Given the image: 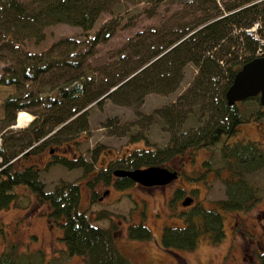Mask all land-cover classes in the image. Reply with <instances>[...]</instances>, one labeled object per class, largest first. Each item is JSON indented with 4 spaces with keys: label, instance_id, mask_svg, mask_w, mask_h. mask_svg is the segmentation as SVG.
Wrapping results in <instances>:
<instances>
[{
    "label": "trees",
    "instance_id": "16d2710c",
    "mask_svg": "<svg viewBox=\"0 0 264 264\" xmlns=\"http://www.w3.org/2000/svg\"><path fill=\"white\" fill-rule=\"evenodd\" d=\"M184 2L189 3L184 13L189 22L175 19L176 27L139 31L119 51L116 61H120V65L97 68L89 56L94 54L93 48L99 42L114 33L121 18L117 9L123 12L121 0H0V48L3 49L0 55L10 54L11 58L0 74V83L17 86L16 109L39 108L30 128L23 129V133L16 137L1 134L0 208L19 199L21 191L17 186L26 187L38 203L48 204L47 220L61 225L66 254L78 255L86 264H132V259L117 245L112 222L96 224L87 215L81 206V187L77 180H61L51 190H46L40 177L41 168L36 163L20 166L16 161L35 153L42 144L34 143L44 136V140L61 142L86 130L88 109L101 103L106 92L105 98L115 103L140 105L148 92H173L180 85L187 64L197 70L175 101L148 114V123H158L168 132L167 141L162 145L145 143L135 147L121 158L123 163L119 167L134 169L158 164L178 170L185 157L193 161L200 149L218 146L224 167L229 170V176L223 177L225 197L217 200L218 207L184 205L185 224L164 225L159 241L161 247L193 250L202 237L219 244L225 237L224 212L246 210L260 197L259 186L250 184L245 174L264 169V147L250 139L229 142L228 137L238 124L247 119L240 105L242 100L229 104L225 93L243 63L264 55V0ZM103 12L112 13L116 21L111 19L91 33ZM56 22L81 27L85 37H64L41 54L18 55L21 38L41 40L44 28ZM254 25L256 29L250 30ZM78 46L83 50L75 49ZM27 84L32 86L28 88ZM246 99L259 104L258 111L251 113L249 120L254 116L258 118L264 110L259 96ZM108 120L113 123L112 119ZM137 134H131L130 140L146 141L143 134ZM55 161L68 168L91 169L83 157H58ZM206 166L209 168L208 164ZM115 169L112 174L110 170L96 171L93 179L103 180L117 189L137 184L128 176H113ZM200 174L192 178L202 177ZM196 189L194 186L192 192ZM184 193L185 188L176 187L168 205L172 208L178 198L182 204L185 196H191ZM94 200L95 195L90 202ZM100 218L110 219L109 213L103 211V215L96 216ZM126 230L129 238L150 240L153 237L142 220L128 223ZM23 251L18 242L10 241L0 253V264H31L29 259L24 260ZM261 256L260 264H264V254Z\"/></svg>",
    "mask_w": 264,
    "mask_h": 264
},
{
    "label": "rangeland",
    "instance_id": "374dc122",
    "mask_svg": "<svg viewBox=\"0 0 264 264\" xmlns=\"http://www.w3.org/2000/svg\"><path fill=\"white\" fill-rule=\"evenodd\" d=\"M184 1L186 0H121L123 12L117 9L121 16L119 23L108 39L93 48L95 50L94 54L89 56L90 62L97 68L110 64L117 67L121 64L116 61L119 51L136 37L137 32L153 27H176V20L189 22L188 16L184 14L189 3ZM111 19L116 21L112 13H101L90 32L95 33ZM255 29L256 25L250 28ZM64 37L82 38L85 35L77 25L56 22L44 28L41 40L36 41L34 37L21 38L16 51L20 57L27 53L41 54ZM81 48L75 47L78 51ZM9 56L10 54L0 55V74L4 66L10 63ZM184 71L180 85L173 92H148L140 105L115 103L105 98L108 93L106 92L101 103L93 104L88 109L86 130L68 136L67 140L61 142L44 140V136L34 143L42 144L35 153L21 156L16 162L20 166L36 163L41 168L40 177L45 182L46 190H51L61 180H77L81 187V206L86 209L87 215L92 217L93 223L109 225L112 222L116 243L131 257L132 264H260L262 256L259 253L264 252V169L245 174L250 184L260 188V197L256 203L246 210H238V213L225 211L224 239L219 244H213L207 237H202L193 250H167L161 247L159 241L164 225L185 224L181 198L176 200L172 208L167 201L174 189L181 186L185 188V195L193 196V204L218 207L217 200L225 197L223 177L229 176V170L224 167L218 146L200 149L193 161L185 157L182 167H177L179 176L163 186L145 188L141 184H135L131 188L117 189L111 184H105L103 180L93 179L99 170L104 173V170H110L112 174L113 169L122 166L121 158L135 147L145 143L162 145L167 141L168 132L158 123H148V114L175 101L189 86L197 70L189 63ZM27 85L28 88L32 86ZM18 92L14 84L0 83V143L4 135L16 137L23 133V129L30 128L35 111L39 109H16L15 97ZM240 105L247 120L238 124L236 131L228 137L229 142L250 139L257 140L264 147V110L258 116L260 121L256 116L249 120L251 113L258 111V102L245 99ZM20 110L26 111L31 117L26 125H17ZM108 119H112L113 123H109ZM133 133L143 134L146 141H131ZM58 157H83L89 162L91 169L85 171L82 166L68 168L55 161ZM207 159L209 163L205 164ZM207 164L210 169L206 168ZM198 171L202 177L192 178V175L199 174ZM194 186L197 189L192 192ZM17 190L21 191L19 199L6 208H0V253L10 241H15L24 250V260L29 259L31 264H86L82 257L67 255L64 251L61 225L47 220L48 204L38 203L34 194L24 186H17ZM93 195L95 200L90 202ZM103 211L109 213L110 219H96L99 214L103 215ZM140 220L151 229L152 239L138 240L127 236L128 223Z\"/></svg>",
    "mask_w": 264,
    "mask_h": 264
},
{
    "label": "water",
    "instance_id": "95a60500",
    "mask_svg": "<svg viewBox=\"0 0 264 264\" xmlns=\"http://www.w3.org/2000/svg\"><path fill=\"white\" fill-rule=\"evenodd\" d=\"M225 95L229 104L258 95L260 103L264 105V56H255L243 63L236 71ZM113 174L128 176L135 182L145 186L165 185L177 177L176 170L158 164L134 169L116 168ZM192 201L191 196H185L182 204L189 205Z\"/></svg>",
    "mask_w": 264,
    "mask_h": 264
},
{
    "label": "bare ground",
    "instance_id": "6f19581e",
    "mask_svg": "<svg viewBox=\"0 0 264 264\" xmlns=\"http://www.w3.org/2000/svg\"><path fill=\"white\" fill-rule=\"evenodd\" d=\"M26 111H20L17 117V125H26V123L31 119Z\"/></svg>",
    "mask_w": 264,
    "mask_h": 264
},
{
    "label": "flooded vegetation",
    "instance_id": "af4514ba",
    "mask_svg": "<svg viewBox=\"0 0 264 264\" xmlns=\"http://www.w3.org/2000/svg\"><path fill=\"white\" fill-rule=\"evenodd\" d=\"M258 121H260V117L257 119ZM261 140V139H260ZM178 173H177V177L179 176V173H180V171L179 170H176ZM176 177V178H177ZM142 186H144L145 188H150V187H153V186H145V185H142ZM108 191V190H107ZM260 255H263L264 254V252L262 253H259Z\"/></svg>",
    "mask_w": 264,
    "mask_h": 264
}]
</instances>
